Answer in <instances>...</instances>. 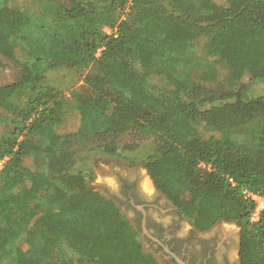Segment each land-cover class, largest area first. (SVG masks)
Here are the masks:
<instances>
[{
  "label": "trees",
  "instance_id": "16d2710c",
  "mask_svg": "<svg viewBox=\"0 0 264 264\" xmlns=\"http://www.w3.org/2000/svg\"><path fill=\"white\" fill-rule=\"evenodd\" d=\"M53 1L35 36L27 0L0 8V53L21 66L0 85V264H39L19 245L32 229L44 264H152L119 207L88 181L95 155L137 159L120 148L127 131L154 140L144 166L194 224L240 223L243 263L264 264V210L252 221L256 202L244 194L264 196V0H198L204 14L188 0ZM20 43L32 59L17 55ZM192 52L225 68L229 87L179 76ZM94 64L70 91L82 132H59L66 103L48 72ZM153 75L172 87L152 89ZM20 90L35 96L20 104ZM255 121L263 123L250 140L211 133ZM41 152L46 170L25 164Z\"/></svg>",
  "mask_w": 264,
  "mask_h": 264
},
{
  "label": "flooded vegetation",
  "instance_id": "af4514ba",
  "mask_svg": "<svg viewBox=\"0 0 264 264\" xmlns=\"http://www.w3.org/2000/svg\"><path fill=\"white\" fill-rule=\"evenodd\" d=\"M8 59L0 53V74L10 67ZM108 176L112 179H103L97 189L119 207L152 264H244L240 223L221 219L200 229L156 186L145 166L120 165Z\"/></svg>",
  "mask_w": 264,
  "mask_h": 264
},
{
  "label": "rangeland",
  "instance_id": "374dc122",
  "mask_svg": "<svg viewBox=\"0 0 264 264\" xmlns=\"http://www.w3.org/2000/svg\"><path fill=\"white\" fill-rule=\"evenodd\" d=\"M14 1V0H13ZM29 4H31V15H32V23L26 29V33L35 36L40 33L42 29V23H49L51 18V12L54 8L55 4L53 0H27ZM5 0H0V8L3 6ZM36 2V3H35ZM59 2L64 4H69V0H59ZM189 4L194 7L199 14H204L206 12L205 7L198 0H188ZM129 8H126L128 12ZM110 33L113 32V29H108ZM18 53L17 55L23 59H32L33 54L29 50V48L20 43L18 45ZM203 57L201 54H199ZM100 56V54L98 55ZM200 57V58H201ZM199 58L197 53H189L186 58H184V62H182V66L178 69L179 76L182 77H190L192 81L194 80H202L208 81L207 84L210 85H218L223 87H229L228 81H226V71L225 68L214 65L207 61H202ZM8 61L10 67H6L0 74V85H5L12 83L21 71V66L18 64H14L11 60ZM96 65H91L88 68L83 69H74L68 66H60L55 70H51L48 72V78L60 92L59 96L65 101V107L61 114V121L58 125L59 132H82L83 124L81 123L80 116L76 109L73 98L71 97L70 91L79 87L83 84L84 76L91 71H95ZM216 76V80H215ZM151 88L158 91L162 88H171V84L168 83L165 76L153 75L151 78ZM222 83V85H220ZM35 93L27 90H20L15 93L14 99L20 104H26L30 98L34 97ZM262 121H255L250 124L240 125L235 127L229 133H223L219 130H214L211 133L214 134L218 138L230 137L237 141H244L246 139L250 140L256 134L257 130L262 126ZM32 140L37 145L44 147L47 143V139L45 137H32ZM120 148L126 149V152L132 154V157H136L137 159L132 160L126 159L123 157H107L103 155H95L90 159V166L93 170V177L90 178L89 186L95 190L97 189L100 182L104 179H112V176H108L110 169L117 168L120 165L128 166L130 168H142L144 166V157L152 150L154 147L153 139H142L137 136L135 132L127 131L123 133L119 140ZM129 147V148H128ZM133 149V150H131ZM48 159L41 152L38 155H32L31 157H27L25 160V164L33 170L45 169L47 166ZM5 161L0 162V168L3 167ZM146 173L145 170H143ZM149 180V176H147ZM43 208H41L42 211ZM29 241L22 245L24 252L34 260H37L39 264H44L46 258L43 252V241L41 236L38 234L36 229H32L30 231ZM1 261V255H0ZM77 264H88V262H78Z\"/></svg>",
  "mask_w": 264,
  "mask_h": 264
},
{
  "label": "built area",
  "instance_id": "2783aa9c",
  "mask_svg": "<svg viewBox=\"0 0 264 264\" xmlns=\"http://www.w3.org/2000/svg\"><path fill=\"white\" fill-rule=\"evenodd\" d=\"M244 194H245L246 198H251L252 200H254L256 202V208L252 212V215H251L252 221L259 220V218L261 216V213L264 210V196L263 195H259V194L255 193V192H252V191H249V190H245Z\"/></svg>",
  "mask_w": 264,
  "mask_h": 264
}]
</instances>
